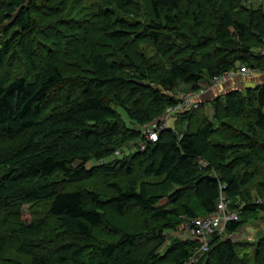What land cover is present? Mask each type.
Wrapping results in <instances>:
<instances>
[{"label": "trees", "instance_id": "trees-1", "mask_svg": "<svg viewBox=\"0 0 264 264\" xmlns=\"http://www.w3.org/2000/svg\"><path fill=\"white\" fill-rule=\"evenodd\" d=\"M83 1L0 0V264L13 246L26 264H264V234L232 237L264 215V82L144 138L179 86L264 72V5ZM221 197L237 215L224 237L159 253Z\"/></svg>", "mask_w": 264, "mask_h": 264}, {"label": "rangeland", "instance_id": "rangeland-1", "mask_svg": "<svg viewBox=\"0 0 264 264\" xmlns=\"http://www.w3.org/2000/svg\"><path fill=\"white\" fill-rule=\"evenodd\" d=\"M238 1L244 7L251 9V10H256L261 5H264V0H238ZM88 4L89 3H87V0L83 1L84 6L88 7ZM87 9L88 8H86V10ZM231 74H232V79L228 82V85H224V86L220 87L219 89H217L216 93H213V94L210 93V91L205 90L204 93L202 94V96H204V97L201 101H203V102L209 101L210 98L212 99L213 96L221 95L223 92H225V90L227 88H230V87L241 89L243 87H251V86L256 85L260 82H264V72L262 74H256L255 72H250L247 69H245L242 71L240 70V71L232 72ZM237 75H239V76H237ZM245 75H248V76H245ZM239 78H240V80H239ZM232 85H234V86H232ZM186 89H187V87H185V86H179L177 88L180 95L188 94V93L184 92V90H186ZM202 89H205V88L203 87ZM202 110L203 109L201 106L200 111H202ZM205 111L207 114H210L212 112V109H210L209 106H205ZM167 123H168V129H170L174 132L182 133V132L186 131L187 119L183 115L174 114L173 116L168 118ZM134 215H132L129 219H131V218L139 219L140 218L139 216H137V215L134 216ZM23 217H24V220H26V219L29 220V216L27 214L26 207L24 208ZM119 222L121 223V221H119ZM133 229L136 230L137 227L135 226V227H133ZM260 234H264V215L261 212L257 213V215L255 217H252L250 219V221L247 223V225L244 226L236 234V236H232V237H233V239L239 238V239L253 240L256 236H258ZM164 237H165V239L168 240V242H166L163 245V247H161V249L159 250V253H162L165 251V247L167 246L166 244L169 243V240H171V238L178 237L180 239H191V238H189L188 234H186L185 231L181 229V227H178L175 232L165 233ZM222 237H224V230L222 231ZM13 248H14V246L11 248H8V251H7L8 253H4L5 255H4V257L1 258V263H7L8 258H9V259H13L14 262H16L13 264H26L27 262L25 259H23L22 257L20 258L18 256H14V254L11 251Z\"/></svg>", "mask_w": 264, "mask_h": 264}, {"label": "built area", "instance_id": "built-area-1", "mask_svg": "<svg viewBox=\"0 0 264 264\" xmlns=\"http://www.w3.org/2000/svg\"><path fill=\"white\" fill-rule=\"evenodd\" d=\"M231 79V73L224 74L219 78H215L209 88L216 90ZM204 91L205 89H201L196 93L181 95L180 103L173 109L169 110L168 114L165 115L158 124L144 129V138L151 142H155L157 140L158 132L168 127V118L176 112L195 110L198 107L201 99L200 97ZM140 149H142V145L140 146ZM216 204L217 206L214 213L208 214L204 217L191 219L184 222L181 226V229L184 230L190 238L197 239L200 242L199 252L201 253L208 250L210 238L212 236L222 234L223 228L227 222L237 219L236 212L229 209L228 202L223 197L219 198Z\"/></svg>", "mask_w": 264, "mask_h": 264}, {"label": "crops", "instance_id": "crops-1", "mask_svg": "<svg viewBox=\"0 0 264 264\" xmlns=\"http://www.w3.org/2000/svg\"><path fill=\"white\" fill-rule=\"evenodd\" d=\"M237 86V85H236Z\"/></svg>", "mask_w": 264, "mask_h": 264}]
</instances>
